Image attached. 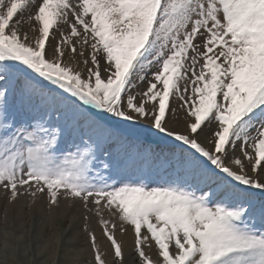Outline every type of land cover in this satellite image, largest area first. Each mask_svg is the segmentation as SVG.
I'll return each mask as SVG.
<instances>
[{"label": "snow or ice", "instance_id": "obj_1", "mask_svg": "<svg viewBox=\"0 0 264 264\" xmlns=\"http://www.w3.org/2000/svg\"><path fill=\"white\" fill-rule=\"evenodd\" d=\"M141 121L167 152L128 151L122 126ZM145 164L173 178L130 174ZM262 176L264 0H0L10 202L107 211L133 229L136 264H264Z\"/></svg>", "mask_w": 264, "mask_h": 264}, {"label": "bare ground", "instance_id": "obj_2", "mask_svg": "<svg viewBox=\"0 0 264 264\" xmlns=\"http://www.w3.org/2000/svg\"><path fill=\"white\" fill-rule=\"evenodd\" d=\"M261 179L264 181V176ZM75 216H67L71 217L67 221L65 218H57L60 225H64L63 228L57 227L55 221L38 219L34 221L35 225L26 224L27 228L22 231L19 228L16 231L17 237L8 232L3 233L1 236L3 244L0 242V264H95L96 250L93 249L90 234L95 236L96 248L104 264H136L135 236L131 227L125 225L126 231L122 232L119 220L108 213L101 215L90 213L81 224ZM101 217L110 222L109 231L121 245L122 257L119 259L115 257L113 246L104 235ZM112 224H115L114 228ZM144 251L155 260L154 244L151 249L145 247Z\"/></svg>", "mask_w": 264, "mask_h": 264}, {"label": "rangeland", "instance_id": "obj_3", "mask_svg": "<svg viewBox=\"0 0 264 264\" xmlns=\"http://www.w3.org/2000/svg\"><path fill=\"white\" fill-rule=\"evenodd\" d=\"M25 28H27V25ZM53 43H55V41H53ZM77 59H79V57H77ZM154 70L155 69H153L152 71ZM146 87V83L138 84V87L134 89V91L142 90ZM173 106L176 105L174 104ZM149 125L150 122L141 121L132 128H129L127 125L122 126L125 136L128 140V151L133 156H136L137 152L144 155L159 156L162 152L168 151L160 138L153 134L154 130H147L149 128ZM169 126L173 128L177 127V125L175 124H170ZM180 126L183 127V124L181 123ZM238 152L239 147H237V153ZM233 170L236 169L234 168ZM130 174L148 175L152 178L153 181L173 178L163 169H159L157 167H149L148 164L143 165L142 169L138 167L132 168L130 170ZM69 213H71V215ZM90 213L96 214L94 211L88 212L87 210H85L81 202L66 200L62 197L59 199L58 205H52L51 207L49 206L46 197L37 198L33 202L30 196L22 195L18 197L17 200L10 202L9 193H6L3 189H0V242L1 244H3V239L1 237L3 233L8 232L10 233V235L12 234L17 237L16 231L19 230V228L22 231L23 229L27 228L26 224L29 226L31 224L35 225L36 223H34V221L38 219H46L47 222L55 221L57 222V227L63 228L64 225L61 226L57 218H65V220L67 221L68 218H71L67 216L76 215L75 217H77V219L80 221L79 223L81 224L84 221L85 217ZM103 213L106 214L107 211ZM64 214L67 216H64ZM81 214L84 215L82 216ZM6 227L8 228L5 229ZM8 245L10 244L8 243Z\"/></svg>", "mask_w": 264, "mask_h": 264}]
</instances>
